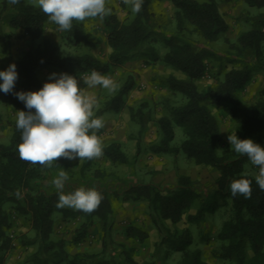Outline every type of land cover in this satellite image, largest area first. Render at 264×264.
Returning a JSON list of instances; mask_svg holds the SVG:
<instances>
[{"label":"trees","instance_id":"16d2710c","mask_svg":"<svg viewBox=\"0 0 264 264\" xmlns=\"http://www.w3.org/2000/svg\"><path fill=\"white\" fill-rule=\"evenodd\" d=\"M158 1L162 0H143L141 11L126 20L111 9V15L102 20L111 48L108 59L103 61L86 52L61 54L57 45L44 37L49 20L38 7L26 0H20L18 4L5 0L1 22L12 29H21L32 42L44 38L37 47L27 46L18 59L11 60L3 68L6 70L15 63L18 79L12 92L5 94L0 91V103L5 102L27 112L25 104L15 93L40 90L42 80L39 72L43 68L67 73L79 81L83 74H90L92 70L106 75L115 67L138 58L147 62L162 60L185 77L179 78L174 74L162 76L160 85L183 95L185 101L172 104L164 100L166 113L157 119L159 140L151 144L150 150L157 155H177L182 150L196 164L216 169L215 183L211 187L205 186L178 172L175 184L133 183L122 190H115L96 183V179L99 180L97 174H101L98 171L90 177V182L96 183L93 188L103 195L96 211L86 214L67 207L57 208L58 191L48 192L36 181L63 171L67 167L65 159L60 158L51 167L21 160L17 146L22 142V134L15 120L9 141L0 143V264H13L9 262V254L16 247L15 238L9 233L12 222L5 207L7 204L23 215L34 231L33 236L17 237L20 245L30 250L25 260L17 264H140L135 259L134 248L116 240L113 234L115 203L139 201L147 203L151 222L159 236L155 259L143 264H161L162 258L174 253L181 254L177 264H208L202 248L195 246L192 229L172 228L169 223L176 225L186 219L189 224L200 225L208 216L222 209L229 211L230 216L215 237L218 259L224 264H264V191L260 190L254 176L244 175L249 161L247 157L235 153L230 144L224 145L220 123L212 112L215 109L229 116L235 122L234 134L238 138H250L264 147V88L255 104L243 105L240 97L256 73L264 71V11H261L264 0H242L247 9L242 11L240 19L250 23L251 27L240 32L235 42L226 38L230 49L221 55L209 47L230 29L217 0H170L175 9V31L166 30L164 16L153 9ZM250 9L258 12L253 14ZM192 34L197 35L199 41L192 39ZM70 35L76 42H91L82 22L73 21ZM156 42H161L167 49L163 55L154 45ZM212 58L221 61L217 74H213L215 83L200 89L198 82L210 75L209 61ZM224 60L232 65L230 69H226ZM134 87V77L129 75L101 112L122 111L126 106L125 97ZM130 110L140 125L139 132L144 133L154 120L149 103L143 102ZM176 126L182 129L184 136L180 148L173 145ZM103 146L101 157L115 164L130 162L120 142L111 141ZM95 163L96 159L84 160L82 171ZM239 178L252 181L250 199L231 195L230 182ZM76 189L72 187L64 189V192L67 194ZM17 190L21 192L19 198L15 195ZM55 213L83 219L70 239L54 237ZM96 222L102 232L101 251L71 252L69 248L80 245ZM124 237L125 240L143 243L150 235L146 230L131 225L124 230ZM202 238L207 243L211 241L205 233Z\"/></svg>","mask_w":264,"mask_h":264},{"label":"rangeland","instance_id":"374dc122","mask_svg":"<svg viewBox=\"0 0 264 264\" xmlns=\"http://www.w3.org/2000/svg\"><path fill=\"white\" fill-rule=\"evenodd\" d=\"M5 0H0V17H2L3 6ZM9 1V0H7ZM33 4V0H26ZM221 10L225 14L229 22V32L215 42L209 44L218 54H224L230 49V44L226 41L228 38L231 42H235L240 32L249 29L251 24L240 19L242 11L246 8L242 0H217ZM107 7L114 9L122 20L131 19L134 13L131 6L125 5L123 0H108ZM153 9L164 16L165 29L169 31L176 30V21L174 18V7L170 0H162L155 2ZM253 14L258 12L257 9H250ZM264 11V8L261 10ZM84 23L86 30L91 36V42H76L72 37L71 31H60L58 26L54 23L48 22L44 30V37L50 38L58 47L59 52L64 55L91 53L99 59L106 61L111 52V48L107 43L106 29L102 21L97 19L86 20ZM43 37V38H44ZM192 39L199 41L197 35L192 34ZM32 42L21 29H12L5 22L0 21V70L11 60L18 59L23 50L27 46L37 47L42 39ZM201 41V40H200ZM160 55H163L167 49L161 42L154 43ZM221 61L214 58L210 59V75L198 82L200 89L215 83L213 74H217ZM226 64V69L231 68V64ZM61 74V71L53 68H43L39 72L42 80V87L46 82H54L49 80L51 74ZM174 74L179 78H184L185 75L171 66L167 65L162 60L156 62H147L144 58H138L133 61L126 62L118 67H115L110 73L106 74L112 78L119 87L132 75L135 80L134 89L125 97V108L120 112L107 111L101 112L106 102L111 99L119 89L114 92L101 87L92 89H85L89 94L97 97L99 108L95 115L99 114L100 118L105 121V126L97 132V135L103 141V145L118 141L121 143L123 150L129 157L128 164H115L110 160L100 157L96 159V163L82 171L83 161L79 158L74 160L65 159L67 167L63 170L68 174V181L65 183L64 189L72 187H84L92 189L95 184H103L115 190H122L129 184L155 182L161 185L175 184L177 180V173L186 174L197 180L200 184L205 186H213L218 176V171L206 165L196 164L192 159L180 150L177 155H157L151 152V144L159 140V131L157 126V119L166 113L164 107V100H169L172 104H181L185 101V97L181 94L173 93L168 88L160 85L159 79L162 76ZM85 75V74H83ZM82 75V76H83ZM223 78V75L220 76ZM78 84L81 88H85L83 80L80 78ZM264 88V71L256 73L253 81L240 94L243 105L255 104L261 97V90ZM148 102L154 120L148 125L144 133H140V125L132 117L131 108H138L141 103ZM18 109L11 105L0 103V143H7L10 139L12 129V122L16 120ZM215 117L218 119L221 127V133L224 140V145H229L228 136L235 131V122L221 111L212 110ZM176 137L173 145L180 148L181 142L184 138L183 131L180 127H175ZM100 171L97 174V172ZM245 172L254 177L258 175V167L247 162ZM103 173V174H102ZM98 175L96 183L90 182V177ZM58 173L49 174L36 183L40 187L46 189L48 192L58 191L52 184L54 178ZM96 177V176H95ZM6 209L10 212L12 226L9 230L11 236L15 238L16 247L9 254V262L13 264L22 263L29 253V249L20 245L17 237L20 235L33 236L29 221L19 214L10 204H7ZM116 213L114 219V237L116 240L124 241L128 247H133L135 250V259L143 264L144 262L155 259V251L159 236L156 228L153 226L147 203L144 201L129 202V203H115ZM230 212L224 209L218 211L214 215L207 217L206 221L200 225L189 224L186 219L174 225L169 223L172 228L190 227L195 238V246L203 250L204 259L208 264H224L218 259L215 254L218 242L215 240L223 222L229 218ZM83 221L82 218H73L71 216L64 217L62 213L54 214V231L55 238L65 237L71 238V234L76 227ZM137 226L146 230L150 237L146 242H139L137 240H125L124 230L128 226ZM205 233L210 237V243L205 242L202 234ZM102 232L100 224L96 222L89 229L85 240L78 246H71V252L82 251L90 253H98L102 249ZM162 251V255H163ZM181 258L180 253H174L168 258H162L161 264H177Z\"/></svg>","mask_w":264,"mask_h":264},{"label":"clouds","instance_id":"9594fccd","mask_svg":"<svg viewBox=\"0 0 264 264\" xmlns=\"http://www.w3.org/2000/svg\"><path fill=\"white\" fill-rule=\"evenodd\" d=\"M20 0H9L10 4H18ZM108 0H33L48 18L49 22L58 26L60 31H71L73 21L85 22L99 18L101 21L111 15L107 7ZM131 6L133 13H139L143 0H123ZM85 88H81L75 76L67 73H53L49 80L38 91L16 92V97L25 104L28 111H17L16 127L21 131V143L17 150L21 160L33 165L51 167L60 158L74 160H93L103 155V141L97 132L105 126L103 118L96 117L99 103L95 95L85 89L101 87L114 92L119 85L109 76L96 70L80 77ZM18 79L15 63L6 70L0 71V91L8 94L13 91ZM231 149L235 153L247 157L252 165L258 167L255 177L261 191H264V147L250 138L240 139L236 134L228 136ZM244 175H247L245 173ZM69 177L60 171L52 184L58 190L57 208H71L91 214L96 211L103 200V195L96 190L80 187L74 192L65 194V183ZM252 181L239 178L230 182L233 197L237 195L250 199ZM17 198L21 196L16 191Z\"/></svg>","mask_w":264,"mask_h":264}]
</instances>
